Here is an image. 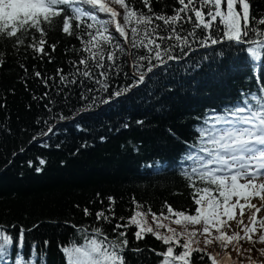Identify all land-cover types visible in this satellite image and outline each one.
Masks as SVG:
<instances>
[{"label":"snow or ice","instance_id":"snow-or-ice-1","mask_svg":"<svg viewBox=\"0 0 264 264\" xmlns=\"http://www.w3.org/2000/svg\"><path fill=\"white\" fill-rule=\"evenodd\" d=\"M233 52L246 53L239 59L250 62L252 71L264 57V0H0V73L10 79L0 110L7 109L17 84L29 94L33 121L18 129L30 135L29 144L51 147L53 135L67 131L64 121L78 133H91L79 118L105 108L119 111L122 128L133 122L144 127L150 114L164 119L174 104L199 95L201 82L211 100L183 114L191 122V140L171 124L164 128L177 155L140 166L146 175H178L190 202L176 209L165 201L158 212L150 205L144 211L133 197L130 215L117 218L116 198L109 194L94 223L63 221L82 238L58 242L66 264H151L153 256L156 264H264V85L241 86L237 96L225 95L220 103L212 95L213 86L223 87L231 75L221 66L232 64ZM129 105L144 110L141 118L134 119ZM104 126L119 131L110 122ZM0 134H15L7 117ZM87 146L85 140L80 148ZM96 198L104 204L100 193ZM82 211L93 215L87 206ZM104 224L114 225V235ZM32 229L17 232L15 224L0 223V264H47L48 240L39 253L36 241L24 252ZM148 236L159 247H141Z\"/></svg>","mask_w":264,"mask_h":264},{"label":"trees","instance_id":"trees-1","mask_svg":"<svg viewBox=\"0 0 264 264\" xmlns=\"http://www.w3.org/2000/svg\"><path fill=\"white\" fill-rule=\"evenodd\" d=\"M198 53L202 54L203 50H198ZM56 55L62 57V49ZM231 55L232 64L225 61L221 66L231 72L230 77L223 87L213 86L212 95L217 97L216 103H220L225 95L237 96L241 86L258 88L264 85V57L252 71L250 62L245 65L239 59L246 53L233 52ZM60 62L58 59L56 64H50L49 70H54ZM233 67L238 70L232 72ZM9 84L6 72L0 73V97L3 96L2 89ZM204 90L205 85L201 82L199 95L174 104L173 110L164 119L150 114V124L144 127L134 122L127 129L120 127L118 110L105 108L102 111L84 113L79 122L94 131L78 133L69 121H64L62 123L67 131L60 133L58 137L54 134L52 146L44 148L34 142L29 144L30 135L21 134L18 130L32 123L35 109H27L30 96L17 84L15 95L7 96V109L0 110V121L7 117L15 130V134H0V223L15 224L17 232L21 226L32 229L33 224H40V227L25 234V254L32 241L38 243L39 253L44 247L43 241L48 240L47 264H66L58 242L63 245L82 243V238L70 224H64L63 221L70 219L77 226L94 223L95 211L107 206L106 197L109 194L116 198L117 218H127L130 215V211L126 209L131 207L133 197L142 202L144 211L150 205L153 211L158 212L165 201L176 209L186 206L190 202V190L178 175H144L140 173V166L152 163L158 157L170 159L177 155L173 140L165 135L164 128L167 125H173L184 139L191 140V122L183 114L189 112L194 105L209 106L211 100L203 95ZM64 111L71 115L67 109ZM128 111L134 114V119H139L144 110L129 105ZM109 122L115 124L119 131L109 130V127L104 126L109 125ZM157 124L159 126H155ZM100 136H105L106 139L101 141ZM85 140L88 146L80 148ZM56 143H60L61 147H55ZM133 146L140 149L138 153L131 150ZM21 148L26 151L19 152ZM14 152L19 154L13 156ZM39 158H43L46 163L40 165ZM29 160H32L34 166L41 167L42 171L37 173L35 167H28ZM9 161H12L10 165ZM96 193H100L104 204L100 203V198H96ZM93 198L96 203L89 205L88 201ZM75 204H79L80 209L75 208ZM86 206L93 212L91 217L83 215L82 209ZM164 211L166 212V208ZM124 222L126 220L121 221ZM164 222L170 223L167 220ZM112 226L114 225L104 224L109 235H114L111 233ZM171 226L176 227L174 223ZM128 235L132 240L131 231ZM132 243L137 242L132 240ZM140 243L141 247H159V242L151 236ZM242 243L245 249L250 247L247 242ZM232 256L236 257L235 251ZM151 264H156L154 256Z\"/></svg>","mask_w":264,"mask_h":264},{"label":"bare ground","instance_id":"bare-ground-1","mask_svg":"<svg viewBox=\"0 0 264 264\" xmlns=\"http://www.w3.org/2000/svg\"><path fill=\"white\" fill-rule=\"evenodd\" d=\"M140 173L146 175L145 170L142 167H141ZM149 175H151V174H149Z\"/></svg>","mask_w":264,"mask_h":264},{"label":"rangeland","instance_id":"rangeland-1","mask_svg":"<svg viewBox=\"0 0 264 264\" xmlns=\"http://www.w3.org/2000/svg\"><path fill=\"white\" fill-rule=\"evenodd\" d=\"M232 223H233V225H234V222H232ZM256 247L258 248V247H260V245H257Z\"/></svg>","mask_w":264,"mask_h":264}]
</instances>
